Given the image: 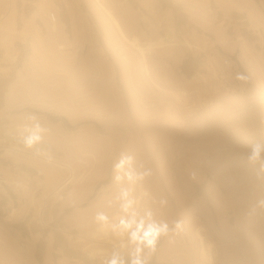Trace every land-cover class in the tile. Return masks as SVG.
Wrapping results in <instances>:
<instances>
[{"label":"rangeland","instance_id":"1","mask_svg":"<svg viewBox=\"0 0 264 264\" xmlns=\"http://www.w3.org/2000/svg\"><path fill=\"white\" fill-rule=\"evenodd\" d=\"M257 143L264 0H0V264L128 260L113 229L132 213L168 225L144 264H264Z\"/></svg>","mask_w":264,"mask_h":264},{"label":"clouds","instance_id":"2","mask_svg":"<svg viewBox=\"0 0 264 264\" xmlns=\"http://www.w3.org/2000/svg\"><path fill=\"white\" fill-rule=\"evenodd\" d=\"M41 132L42 129L39 125H36L34 129L29 131V134L25 137L26 145L30 147L39 142ZM262 159H264V144H254L248 154V160L250 162H258ZM117 170L122 171L129 182H134L135 179L142 178L137 176L132 168L131 158L121 159L117 165ZM120 178L119 176L117 177L118 180ZM128 197L129 190H122L119 195V200L121 201V211L125 214L129 213L132 206V201ZM261 204L264 205V201H261ZM98 219L106 220L107 218L101 214ZM114 227L128 233V243L131 246V250L128 254V260L121 253L113 252L106 264H144V260L141 259V254L146 248L152 249L160 235L168 231V225L155 221L151 213H146L141 217H137L135 213H132L127 219L120 217L119 224Z\"/></svg>","mask_w":264,"mask_h":264},{"label":"bare ground","instance_id":"3","mask_svg":"<svg viewBox=\"0 0 264 264\" xmlns=\"http://www.w3.org/2000/svg\"><path fill=\"white\" fill-rule=\"evenodd\" d=\"M241 1V0H240ZM244 2V1H243ZM249 2V1H248ZM251 2V1H250ZM246 3H247V1H246ZM227 4V3H226ZM231 4V3H230ZM250 4H252V3H250ZM249 4V5H250ZM236 6V5H235ZM245 7V6H244ZM248 7V6H247ZM250 7V6H249ZM103 9L105 10V12H107L108 13V15L111 17V19H112V21L114 22V26L116 27V30H117V33L118 34H120L125 40H127V41H129L130 43H131V45H133L137 50H139V52L142 54V55H144V52H145V50H147V49H150L151 48V44H149L147 47H144L143 45H141V43H140V40H139V38L137 37V36H133V37H130V38H128L126 35L127 34H125V31H124V29H123V26L119 23V21L115 18V16H113L111 13H110V11L107 9V8H105V7H103ZM228 9H231V8H228ZM227 9V10H228ZM254 9L256 10V8L254 7ZM251 10V9H250ZM261 10V9H260ZM259 12V11H258ZM261 13V12H260ZM256 14V13H255ZM248 15V14H247ZM257 15V14H256ZM249 17V16H248ZM251 17V16H250ZM260 18V17H259ZM251 19V18H250ZM55 20H56V18H55ZM249 24V23H248ZM113 26V25H112ZM253 26V25H252ZM251 26V27H252ZM127 29V28H126ZM249 33V32H248ZM254 39V38H253ZM159 70V69H158ZM156 72H157V70H156ZM160 72V71H159ZM161 73V72H160ZM160 73H157V74H159L160 75ZM207 82H205V84H206ZM200 88V87H199ZM20 127V126H19ZM22 130V129H21ZM26 130H27V128H26ZM46 161H48L49 163H51V164H53V165H55V166H57V168H59V169H62V170H71L70 169V167L67 165V164H64V163H60V162H58V161H54L53 159H50V158H46ZM44 162V161H43ZM43 164V163H42ZM41 165V164H40ZM58 170V169H57ZM57 170H50V172H48V175H55V173H57L58 171ZM140 174V173H139ZM141 175V174H140ZM67 180H68V178H66V179H64L59 185H58V187H57V189H60V188H62L64 185H65V183L67 182ZM148 181V176H146L145 175V178L144 179H139V181H135L137 184L139 183V185H138V187H137V190L140 192V194H142V193H144V192H146L147 190L143 187V185L142 184H145L146 182ZM138 203V205H139V202H138V200L136 201V204ZM111 223H112V221H111V219H106V220H102L101 221V223H100V231L101 232H105V233H107V232H110V226H111ZM113 234H114V236H116V237H119V238H126V235L128 234L127 232H123L122 230H120L119 228H114L113 229ZM197 235L199 236V237H201V235H200V232H199V229H198V231H197ZM127 239V238H126ZM124 240V239H123ZM210 242L208 243V248L210 249L211 247H210ZM202 253L204 254V256L205 255H207V258H210V253H205V252H203V249H202Z\"/></svg>","mask_w":264,"mask_h":264},{"label":"built area","instance_id":"4","mask_svg":"<svg viewBox=\"0 0 264 264\" xmlns=\"http://www.w3.org/2000/svg\"><path fill=\"white\" fill-rule=\"evenodd\" d=\"M51 16H52L53 19L55 18L54 14H52Z\"/></svg>","mask_w":264,"mask_h":264}]
</instances>
